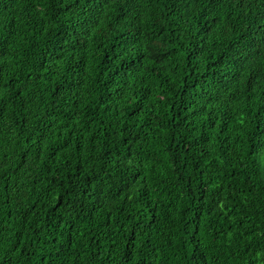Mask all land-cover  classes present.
Instances as JSON below:
<instances>
[{
    "label": "trees",
    "instance_id": "obj_1",
    "mask_svg": "<svg viewBox=\"0 0 264 264\" xmlns=\"http://www.w3.org/2000/svg\"><path fill=\"white\" fill-rule=\"evenodd\" d=\"M0 264H264V0H0Z\"/></svg>",
    "mask_w": 264,
    "mask_h": 264
}]
</instances>
